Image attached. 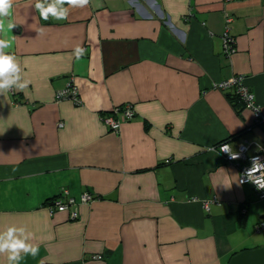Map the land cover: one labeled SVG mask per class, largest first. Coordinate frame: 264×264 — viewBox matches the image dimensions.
<instances>
[{"label":"crops","instance_id":"1","mask_svg":"<svg viewBox=\"0 0 264 264\" xmlns=\"http://www.w3.org/2000/svg\"><path fill=\"white\" fill-rule=\"evenodd\" d=\"M34 4L15 0L0 37L29 81L0 95V229L39 244L20 264H227L256 248L264 201L209 148L264 146L254 112L216 87L242 75L264 114V0H90L47 21ZM69 77L80 104L55 98ZM127 103L134 118L110 131L102 116ZM62 192L76 219L50 212Z\"/></svg>","mask_w":264,"mask_h":264},{"label":"clouds","instance_id":"2","mask_svg":"<svg viewBox=\"0 0 264 264\" xmlns=\"http://www.w3.org/2000/svg\"><path fill=\"white\" fill-rule=\"evenodd\" d=\"M15 0H0V37H7L8 33L16 27L9 18L12 14ZM90 0H35L34 7L39 12L40 18L47 21L51 16L55 20L67 19L71 8H84ZM67 5L68 7H65ZM42 35L44 29H37ZM13 38H0V95H5L12 89L23 91L29 81L22 77V68L17 57L12 54ZM85 49L77 45L73 55L80 60ZM215 151L214 148H209ZM220 152L232 160L241 158V152L235 151L231 144L220 146ZM251 167L246 170L240 182L252 183L258 190L264 189V160L260 156L250 158ZM259 174V175H258ZM35 237L26 226L5 225L0 229V257H6L7 264H20L26 256L36 257L39 254V244L34 243ZM40 264H44L40 261Z\"/></svg>","mask_w":264,"mask_h":264},{"label":"built area","instance_id":"3","mask_svg":"<svg viewBox=\"0 0 264 264\" xmlns=\"http://www.w3.org/2000/svg\"><path fill=\"white\" fill-rule=\"evenodd\" d=\"M223 40V47L224 52L228 55L234 51V39L233 37L228 33L226 30L223 33L222 36ZM216 87L219 89H226V88H234L235 93L238 97V99L243 103L244 107L252 110L254 112V123L258 126H261L264 128V114L261 113L259 105L256 103L254 94L249 89V87L244 83L242 75H235L230 80L222 81L218 84H216ZM55 98L57 101L59 100H71L75 104H80V96L77 86L74 83V80L72 77L68 78V81L64 88L59 89L55 93ZM135 111L131 104H123L117 107H114L109 112L105 113L102 116V121L105 123V125L109 128L112 132L119 131L121 125L127 121H130L134 118ZM223 144H228L227 142H221L217 144L214 149L219 152L225 162L227 164L233 165L237 168L239 172L238 182L240 184H250L255 192V198L260 201H264V189L258 190L256 186L252 183L248 182H240V179L244 176V173L248 168L251 167L250 158L253 156H260L262 160H264V146L256 145V150L249 154V149L251 147V144L248 142H240L235 151L241 152V158L237 160H232L229 158V156L223 152H220V146ZM259 175V174H258ZM66 192H62L59 194V197L54 199L52 203L49 205V209L51 213H54L55 211L58 212H68L70 219H76L78 217V213L74 209H70V206L74 203V201L70 198L67 199V201H62V197L66 196ZM93 197L85 193L81 196V201L83 203H87L91 201ZM215 200H211L210 202L205 203L206 207L209 203H215ZM256 232L260 233L262 236H264V218L260 219L258 223L255 226ZM93 258L100 259L101 256H93Z\"/></svg>","mask_w":264,"mask_h":264},{"label":"water","instance_id":"4","mask_svg":"<svg viewBox=\"0 0 264 264\" xmlns=\"http://www.w3.org/2000/svg\"><path fill=\"white\" fill-rule=\"evenodd\" d=\"M227 264H264V246L239 251Z\"/></svg>","mask_w":264,"mask_h":264},{"label":"rangeland","instance_id":"5","mask_svg":"<svg viewBox=\"0 0 264 264\" xmlns=\"http://www.w3.org/2000/svg\"><path fill=\"white\" fill-rule=\"evenodd\" d=\"M250 244H249V247H262L264 246V236H262L260 233H255V230H254V233L251 234V237H250Z\"/></svg>","mask_w":264,"mask_h":264},{"label":"trees","instance_id":"6","mask_svg":"<svg viewBox=\"0 0 264 264\" xmlns=\"http://www.w3.org/2000/svg\"><path fill=\"white\" fill-rule=\"evenodd\" d=\"M226 142V141H225Z\"/></svg>","mask_w":264,"mask_h":264}]
</instances>
